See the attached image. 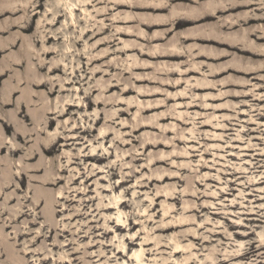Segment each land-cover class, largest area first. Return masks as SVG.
Returning a JSON list of instances; mask_svg holds the SVG:
<instances>
[{"label": "clouds", "instance_id": "1", "mask_svg": "<svg viewBox=\"0 0 264 264\" xmlns=\"http://www.w3.org/2000/svg\"><path fill=\"white\" fill-rule=\"evenodd\" d=\"M88 4H93L95 15L73 17L68 0H0V77H3L0 79V264H137L136 253L131 257L127 252L123 256L116 255V251L124 250L122 242L119 249L105 250L106 244H115L116 241L105 239L103 232L93 231L97 227L108 231L109 226L107 223H91L99 220L98 212L103 213L95 208L98 197L77 195L81 191L87 193L88 188L83 183L73 186L77 176L83 180L89 174L102 172L113 189L117 188L119 180L127 182L122 197L128 209L126 219L117 216L115 223L122 226L123 238L133 247L137 243L142 246L147 243V240L140 242L137 238L145 231L143 225L148 220L152 221L154 235L156 229L182 224L178 219L157 218L151 211H144L147 196L141 199L139 189L153 178L151 172H144L145 167H152L151 157L144 152L143 135L134 134L136 118L130 116L127 121L119 118L121 109L116 102L123 93L116 96L108 93V87L117 82L126 90L121 79L124 72L131 73L125 77L129 80L127 87H132V81L140 77L131 68L125 66L121 69L116 55L102 59L109 53L123 52L127 47L119 44L116 32L120 29L103 34L104 29L114 28L117 20L140 18L141 14L135 10L137 7L151 4L155 9L160 5L155 0H82L75 7L83 9ZM119 5L130 6L129 11L121 12ZM163 7L173 14L169 16L171 27L156 32L160 37H165L176 27L177 19L174 0H165ZM184 7L188 14L181 19L196 22L206 16L215 17L218 29L227 26L229 30L255 37L245 48L259 54L255 71L264 81V74H261L264 73V0H189ZM101 14L103 20H96ZM59 17L63 19L56 27ZM82 20L89 23L81 27ZM105 20L108 23H104ZM93 21L96 26L88 40L96 37L99 44L106 45L103 50L97 48L95 41L88 43L83 36ZM139 35L146 34L140 30ZM190 35L204 36L207 41L220 39L206 34L200 26ZM26 36L30 37L31 48L26 44ZM47 37H56L52 46L48 45ZM77 42L83 47L78 48ZM37 44L43 46L37 48ZM193 47L197 52L201 51L199 46ZM49 52L53 57L45 59ZM85 56L87 60H84ZM93 60L102 62L95 67ZM124 63L127 65V61ZM97 71L108 77L104 87H100ZM168 83L177 81L170 78L160 81L161 87ZM247 83L251 84V81ZM231 94L237 95L235 92ZM167 96L165 92V101ZM202 99L193 96V102ZM253 99L264 101V93L256 94L255 86ZM248 102L241 100V103ZM90 106L95 111L89 112ZM148 106L146 103L141 105L142 108ZM258 111L264 115V108H258ZM191 116L195 113L181 119L192 128L185 127L183 135L178 134L172 139L173 155L183 157L187 163L178 162L175 171L168 173L178 175L183 182V186L176 188L178 202L182 205L178 212L190 219L189 225L176 233L183 246L177 247L175 240L169 243L171 238L168 236L156 237L153 246L144 248L146 255L140 259V264H264V124L256 122L259 142H255L251 130L246 129L238 117H233L231 124L222 125L223 133L216 134L214 130L204 132L201 129L202 124L211 122L206 115L202 113L195 120L190 119ZM155 119L152 117L149 123ZM97 121L102 125L99 128ZM125 122L133 129L128 139L116 128L118 123L123 126ZM229 128L232 131H228ZM109 131L117 133L111 137L110 144L107 143ZM164 131L161 128L156 136ZM245 132L247 135H242ZM180 139L185 141L182 150L176 144ZM133 140L137 144L130 149L123 147L125 143L132 144ZM189 140L195 143L189 144ZM234 140H241L243 148L253 151L229 153V147H241L232 144ZM209 142L218 147H210ZM220 148L224 149L222 160ZM208 152L212 153L210 161L204 158ZM230 154L239 159L230 161ZM245 155H259L260 158L245 161ZM125 156L130 159L126 160ZM92 159L97 161L95 166ZM137 160L145 163L137 164ZM166 163L173 164L172 156L166 158ZM201 166L209 168L207 176ZM181 168L186 171L181 172ZM65 169L67 175H63ZM25 178L27 190L21 187ZM209 180L213 183L209 184ZM197 183L204 187L197 188ZM249 192L253 196L251 200ZM151 195L155 196V189ZM60 196L64 199L61 200ZM90 200L93 203L90 204ZM187 200L190 203L185 204ZM152 203L154 200L147 205L149 209ZM73 217L80 219L73 222ZM105 219L113 220L111 216ZM138 224L142 227L134 231ZM110 230L116 231L114 226ZM97 236L101 238L97 240ZM190 237L196 238L195 242ZM116 240L121 237L117 236ZM97 243L100 247L91 251V246ZM161 244H167V247L162 249Z\"/></svg>", "mask_w": 264, "mask_h": 264}, {"label": "rangeland", "instance_id": "2", "mask_svg": "<svg viewBox=\"0 0 264 264\" xmlns=\"http://www.w3.org/2000/svg\"><path fill=\"white\" fill-rule=\"evenodd\" d=\"M78 2L79 0H71ZM162 2V3H160ZM189 0H174L177 7L174 9V12L177 14V19L175 21L176 27L167 33L165 37H160L156 35V32H163L167 28L171 27V22L169 16L172 15V11L166 10L163 5L165 0H155V3L160 5V7L153 8L151 4H145L143 6L137 7L135 10L144 15L146 20H141L140 18L136 20H117L114 22V28L104 29L103 34H107L110 31H116L117 27H131L132 32H122L117 31L116 35L119 37L120 46H124L125 41L127 43H132V46H127L123 52H118L116 54L109 53L108 56L103 57L102 59H110L113 55L118 57L121 69L125 66L132 69V72L136 76H140L139 79L132 81V87H127L129 80L125 79L131 75L129 72H124V76L121 77L125 88H121L119 82L112 83L116 85L114 87H108V93L112 96L119 95L121 92L123 95L119 96V100L116 102V106L121 109L119 112V118L121 120L127 121L130 116L135 117V131L134 134L137 136L143 135V144L144 152L151 157L152 167L144 168V172L148 174L151 172L153 178H149L148 182L142 185L139 189L141 199H144V196H147L144 199L145 204V213L151 211L155 214L157 218L164 217L169 219H178L182 221L181 225H175L171 228H165L163 230L156 229L155 235L151 231L152 221L148 220L145 222L143 227L145 231L138 241L143 242L147 240V243H144L143 246L141 243H137L133 247L127 239H124V234L121 232V225L115 223L117 208L112 205L115 195L124 194V187H126L127 182L119 180L116 189H113L109 179L104 177L102 172L96 173L95 175L89 174L86 179H81L79 176L73 180V186H78L81 183L88 185L87 193L84 191L79 192L77 195L80 197L85 196L86 194L90 197H98L95 200V208L99 209L103 215H100L98 212L99 220H92L93 225L96 224H105L109 226V230L105 231L103 228H95L94 232L104 233V238L108 240H115V244H106L105 250L108 249H119L121 242L124 244L123 251H116L117 256H123L125 252L128 253V256L131 257L132 253L136 250L142 249L143 254L144 248L151 247L155 244L156 237L168 236L171 238L169 243L172 240H175L176 245L179 244L183 246V242L179 240L176 236V233L180 230L181 227H187L190 223L188 215H181L178 212V209L182 205L178 202V197L176 195V188L178 186H183V182L180 180L178 175H169L168 173L175 171V165L179 162L181 164L187 163L183 157L177 158L173 155L175 151L172 148V139H174L178 134L183 135V129L185 127L191 129L192 125L186 124L185 121L181 118H177L175 110L172 108L173 105H177V113H181L183 117L188 116L190 113H195V116H191L190 119L195 120L200 118L203 113L211 121L210 123H205L201 125V129L204 132L213 131L216 134L223 133L225 129L222 127L224 124H231L233 117H238L239 121L242 122L246 129L251 130V134L256 138L255 142H259V132L257 130V121L261 124H264V115H261L258 111V108H264V101L254 100L253 99V88L255 86V93L261 94L264 93V81L259 79V75L256 74L255 68L257 61L260 60L258 53H253L242 49L243 46L240 43L230 42V34L241 32L229 30L227 26L224 29L217 28V19L215 17L206 16L203 20L196 22H189L180 17L188 14V10L184 7ZM100 7V5H96ZM87 13L83 9L76 10V16H89L90 12L92 15H95L93 12V4H88L86 7ZM119 10L123 13L129 11L130 6L128 5H119ZM219 15V14H218ZM164 16V20H153V18H159ZM91 17V16H89ZM144 17V18H145ZM167 17V18H166ZM62 17H59L56 27H59V23L62 22ZM96 20H103V14L96 16ZM88 20L80 21L81 27L85 24H88ZM104 23H108L107 20ZM95 21L92 22L89 30L83 33L85 40L88 43H97V48L103 50L106 48L105 44H99L96 40V37H93V40L89 41L88 37L92 36V31L95 28ZM203 27L205 33L220 37L219 40L207 41L204 36L200 35H190L198 27ZM139 30H143L146 34L145 36L139 35ZM188 31V32H187ZM183 33V35H181ZM255 40V37H250ZM60 39L63 41L64 37L61 36ZM56 40V37L48 38V45L52 46L53 42ZM169 40H174L177 48L179 49L178 56L162 55L159 51L158 46H164L169 42ZM261 43L260 41H256ZM78 48L83 47L81 42H77L76 45ZM193 46H199L201 51L197 50ZM35 47L39 48L42 45L37 44ZM142 48L146 50L142 51ZM154 51V52H152ZM223 53H232L233 55H224ZM53 53L47 54L44 58L51 59ZM88 57L85 56L84 60H87ZM125 61L127 65H125ZM163 61H168V63L177 64L178 68L176 72L171 73L170 71L161 70ZM101 60H93V66L101 64ZM160 67H159V66ZM226 65H232L231 67H225ZM158 66V67H157ZM87 67V65H85ZM157 67V68H156ZM252 69V71H247L246 69ZM116 69L113 67V72ZM264 74V73H261ZM148 77L147 79L142 77ZM156 78H155V77ZM97 79L102 78L103 81H106L108 77L105 73L100 71L96 72ZM154 77V78H152ZM152 78V79H151ZM170 78L177 81L176 84H164L161 87L160 79ZM3 79V77H0ZM106 79V80H105ZM151 79V80H150ZM160 80V81H159ZM234 80H240L241 83H235ZM251 81V84L247 81ZM223 81V83H221ZM210 82V83H209ZM214 82V83H213ZM68 87H71L69 84ZM136 87H140L142 90L148 89L149 91H138ZM152 89V91H150ZM165 92H167V100H164ZM237 93V95H232L231 93ZM244 93L243 96H240L239 93ZM178 93H184V95H178ZM82 94V93H81ZM193 96L197 98H203L200 102H193ZM149 103L148 107H141L137 102ZM249 101L248 103H241V100ZM156 101L155 106L151 103ZM158 101H164L159 103ZM204 105L202 107L201 105ZM238 106V107H237ZM127 109V110H125ZM71 110V108H70ZM95 111L94 107H89V112ZM161 112H167L163 116L156 118L151 123L152 117ZM251 112V115H250ZM98 128L102 125L100 121H97ZM174 124L173 127H168L169 125ZM119 134H123L125 139H128V134L133 132V129L129 126L127 122L121 126L119 123L116 125ZM163 128L164 134L156 136V133H159ZM232 131L231 128L227 129ZM7 131V129L5 130ZM98 134V133H97ZM117 133L107 132L108 140L107 143H111V137ZM242 135H247V133H242ZM62 143V138H61ZM189 144H194L192 140L188 141ZM232 144L241 145V147L232 149L228 148V152L232 153L233 151L240 152L244 151L245 153H250L251 149L243 148V142L241 140H234ZM137 144V141L133 140L132 144L125 143L123 147L125 149H130L132 145ZM176 144L179 149H184L185 141L183 139L176 140ZM210 147H218L214 142H209ZM224 149L220 148V158L223 159ZM47 155V154H46ZM172 156L173 164L170 166L166 163V158ZM159 157V159H157ZM204 158L206 160L212 159V153H205ZM229 160H237L238 156L229 155ZM259 155H245L244 160H258ZM125 159H130V157L125 156ZM193 159L199 160L198 157H193ZM93 166L97 163L94 159L91 160ZM137 164L143 165L144 160H137ZM74 166V165H73ZM181 172L186 171V168H181ZM201 171L207 176L209 174V168L207 166H201ZM211 171L215 172L216 169ZM68 170L65 169L63 175H67ZM162 177V179H157ZM115 178V177H114ZM135 182V181H133ZM60 183H63L61 181ZM209 184L213 183L212 180L208 181ZM219 183V181H215ZM235 182L233 181V186ZM21 187L27 190V178L21 183ZM102 187V190H101ZM197 188H203L204 185L197 183ZM155 189V196L151 195L152 190ZM130 195H136L135 193H130ZM227 195V193H224ZM230 198V197H229ZM63 200L64 198H60ZM253 199L252 193L249 192V200ZM154 200L151 208L149 209L147 205ZM75 203V201H73ZM93 203V201H89ZM190 203V200L185 201V204ZM259 203V201H257ZM103 205V206H102ZM126 201L122 199L120 201V208L126 214L128 209L125 206ZM205 211L207 209H204ZM195 211V210H192ZM124 219H126V215ZM111 216L112 221H107L105 217ZM197 219L199 217H196ZM216 218H219V213L216 214ZM80 217H73V222H76ZM115 227L116 231L113 232L110 229ZM141 225H137L134 231H139ZM67 234V233H66ZM216 235H221L217 233ZM120 236L121 240H116V237ZM101 237L97 236L96 239L99 240ZM51 239V238H50ZM88 238L85 237V240ZM192 242H195L196 238H189ZM100 245L94 244L91 246V251H95L99 248ZM162 249L167 247V244H161ZM180 253H177L179 256ZM103 259V257H101ZM163 258V257H161ZM137 264L140 262L137 260Z\"/></svg>", "mask_w": 264, "mask_h": 264}, {"label": "bare ground", "instance_id": "3", "mask_svg": "<svg viewBox=\"0 0 264 264\" xmlns=\"http://www.w3.org/2000/svg\"><path fill=\"white\" fill-rule=\"evenodd\" d=\"M78 2H82V0H79ZM68 3L69 4H71L72 5V7H71V9L69 10L70 11V13L71 14H73V17L74 16H76V10L77 9H82V8H80V7H75V4L77 3L76 1L74 2V1H71V0H68ZM160 3H162V2H160ZM83 11L85 12V13H87V9L86 8H83ZM88 15L89 16H92V14L89 12L88 13ZM140 19L142 20H146V17L144 16V15H140ZM145 17V18H144ZM167 18V17H166ZM59 19V18H58ZM165 19V17L164 16H162V17H159V18H153V20H164ZM117 29H120L119 31L120 32H122V30L124 31V32H132V29H135V27L134 28H132L131 29V27H117ZM124 29H127V30H124ZM86 32V31H85ZM139 32H140V30H139ZM188 32V31H187ZM84 33V32H83ZM230 36H231V39H229V41L230 42H233V43H240L242 46H243V48L242 49H244V50H246V48H245V45L246 44H248L249 43V40H253V39H251L250 37H248L247 35H245L244 33H240V34H238V33H232V34H230ZM48 38H53V37H47V40H48ZM257 43V42H256ZM26 44L29 46V48H31V40H30V37H27L26 36ZM132 46L133 44L132 43H127V41H125V43H124V46ZM43 46V45H42ZM156 48H158L159 49V51L158 52H160L162 55H170V56H178V55H180V54H178V52H179V49L177 48V46H176V44H175V42H174V40H169V42L167 43V44H165L164 46H158V47H156ZM248 51V50H247ZM152 52H154V51H152ZM252 52V51H251ZM49 53H51V52H49ZM49 53H47V54H49ZM127 62H129V61H127ZM164 63H162V68H161V70H165V71H170L171 73H174V72H176V69L178 68V66H177V64H172V63H168V61H163ZM257 62H259V61H257ZM100 65H97V66H95V67H99ZM159 66V65H158ZM157 66V67H158ZM161 66V65H160ZM159 66V67H160ZM156 67V68H157ZM247 69H249V68H247ZM145 75H143L142 77H144ZM138 77H140V76H138ZM155 77V76H154ZM154 77H152V78H154ZM151 78V79H152ZM156 78V77H155ZM150 79V80H151ZM106 80V79H105ZM160 80H164V79H160ZM159 80V81H160ZM98 82H99V84H100V87H104L105 86V81H103L102 80V78H99L98 79ZM210 83V82H209ZM214 83V82H213ZM176 84V83H175ZM174 85V84H173ZM114 86H116L115 84L114 85H110L109 87H114ZM137 89H138V91H149L148 89H145V90H142L140 87H136ZM150 91H152V89H150ZM137 102L139 103V105H141V104H143V102H139V100L137 99ZM156 102V101H155ZM159 103H161V101H158ZM145 104V103H144ZM146 104H149V103H146ZM152 105H153V103H151ZM172 108L175 110V113H172V114H174V115H176L177 116V118H182L183 117V115L181 114V113H177L176 112V110H177V105H173L172 106ZM167 113V112H166ZM165 112H161V113H159V114H156L154 117H156V118H159L160 116H163L164 114H166ZM173 126H175L174 124H171V127H173ZM169 127V126H168ZM60 198H64L63 196H60ZM122 200V196L121 195H115L114 196V200L112 201V205H114L116 208H117V215H116V217L117 216H119V219H124V212L121 210V208H120V206H119V204H120V201ZM144 211H146V210H144ZM177 247H181L179 244H177L176 245ZM134 253H136L137 254V257H138V261L140 262V259H142V254H143V250L142 249H139V250H136Z\"/></svg>", "mask_w": 264, "mask_h": 264}]
</instances>
